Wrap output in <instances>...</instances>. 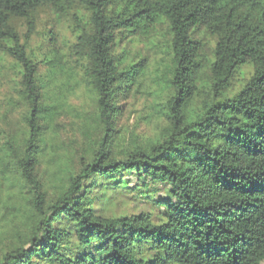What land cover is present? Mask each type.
Instances as JSON below:
<instances>
[{"label": "trees", "instance_id": "trees-1", "mask_svg": "<svg viewBox=\"0 0 264 264\" xmlns=\"http://www.w3.org/2000/svg\"><path fill=\"white\" fill-rule=\"evenodd\" d=\"M44 11L67 22V59L29 51ZM5 59L0 264H264V0H0ZM136 97L153 132L121 135Z\"/></svg>", "mask_w": 264, "mask_h": 264}, {"label": "rangeland", "instance_id": "rangeland-1", "mask_svg": "<svg viewBox=\"0 0 264 264\" xmlns=\"http://www.w3.org/2000/svg\"><path fill=\"white\" fill-rule=\"evenodd\" d=\"M67 27V22L64 19H59L48 11L41 12L36 25L35 33L32 35L29 43L30 53L40 61L44 58V56L49 54L53 43L56 42L58 50H60V53L63 55L62 60L67 59L69 52L68 45L71 40ZM49 31L54 33V41H49ZM39 65L41 71L43 72L44 64L41 63ZM251 73L252 70L250 67H244L240 78H248ZM15 76L16 66L10 59H5L4 65L0 67V99L10 93V87L12 86V82L10 80L16 79ZM69 103L73 107V110L61 117L60 124L58 126L59 136L64 142L68 141V139L70 141L80 139L79 132L74 125L78 122L76 112H79V106L90 104L89 94L84 90V88H80L76 90L74 96H71ZM18 112H14V114L10 116L12 121H18L20 115ZM121 113L122 116L116 123V128L120 130L121 135H125L126 132L137 133L141 136L152 134L153 126L149 125L146 119H143L146 113L145 98H127V100L122 103ZM128 179L131 182L135 181V178L132 176L128 177ZM158 196H163V192L160 191ZM116 202L117 201H115L112 205L105 207L104 212L106 214L120 216L148 211V208L144 205L135 209L132 201L120 206L116 205Z\"/></svg>", "mask_w": 264, "mask_h": 264}]
</instances>
